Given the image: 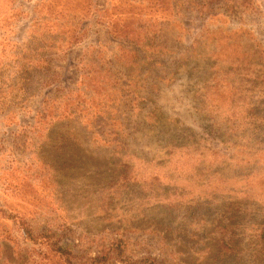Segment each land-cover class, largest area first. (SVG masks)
<instances>
[{
  "label": "rangeland",
  "instance_id": "obj_1",
  "mask_svg": "<svg viewBox=\"0 0 264 264\" xmlns=\"http://www.w3.org/2000/svg\"><path fill=\"white\" fill-rule=\"evenodd\" d=\"M31 64L0 264H264V0H0L4 92Z\"/></svg>",
  "mask_w": 264,
  "mask_h": 264
},
{
  "label": "trees",
  "instance_id": "obj_2",
  "mask_svg": "<svg viewBox=\"0 0 264 264\" xmlns=\"http://www.w3.org/2000/svg\"><path fill=\"white\" fill-rule=\"evenodd\" d=\"M167 3L169 4V2ZM26 61L30 63V60L27 59ZM36 69H37V65L31 64L29 65V67L26 68V71H23V70L18 71L19 73L16 76L19 79H21L23 82L20 85L11 86L8 92H4V89L2 87L4 84L0 83V111H3L5 107H9L10 105L14 104L15 99L18 100V99L25 97V95L27 94V82L25 81L29 80L30 73H32ZM69 103L71 104L73 103V101L64 102L63 96L58 98L54 102L52 101V97H47V96L43 97V99L41 100L40 108L36 111V114H38L36 121L40 122V124L50 123L51 120L54 119V116L51 115V110H49L51 108V105L55 104V105L62 106L63 104H69ZM78 108L79 107L76 106L74 109H71L69 111L70 112L69 116L70 115L76 116L78 114L77 112L80 110ZM57 118H60V117L55 116L54 120H57ZM59 249L63 250L61 247H59ZM65 252H68V251H65ZM149 264H159V263H157L154 259H150Z\"/></svg>",
  "mask_w": 264,
  "mask_h": 264
}]
</instances>
